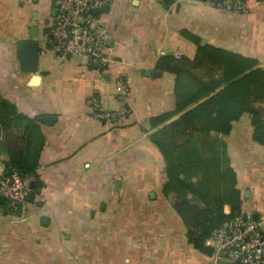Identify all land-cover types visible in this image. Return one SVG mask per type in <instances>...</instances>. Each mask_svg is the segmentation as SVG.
<instances>
[{
    "label": "crops",
    "instance_id": "1",
    "mask_svg": "<svg viewBox=\"0 0 264 264\" xmlns=\"http://www.w3.org/2000/svg\"><path fill=\"white\" fill-rule=\"evenodd\" d=\"M27 2L30 20L20 29L17 44L40 42L37 71L20 70L16 44L11 63H0V93L30 117L55 119L41 124L45 143L36 171L40 188L27 199L24 213L0 211V264H164L163 213L150 216L156 227L147 229L149 233L133 228L130 213L121 218L127 229L120 234L112 210L129 195L131 203L169 205L161 193L165 164L150 141L156 128L149 119L176 108V74L171 69L178 62L175 55L191 60L196 52V44L181 30L197 36L201 44L254 58L264 68V0H244L242 10L231 12L203 0L103 1L109 7L96 17L110 32L111 61L104 69L88 66L83 56L60 57L44 36L55 1ZM32 27L39 28L36 38L29 34ZM91 95L103 110L126 107L129 112L98 120L86 103ZM252 130L251 117L244 113L222 137L237 172L241 212L264 216V146L253 141ZM5 158L0 151V174ZM229 209L225 204L224 212ZM137 221L147 219L137 216ZM83 238L90 239L85 256L50 261L47 253H71V242Z\"/></svg>",
    "mask_w": 264,
    "mask_h": 264
},
{
    "label": "trees",
    "instance_id": "2",
    "mask_svg": "<svg viewBox=\"0 0 264 264\" xmlns=\"http://www.w3.org/2000/svg\"><path fill=\"white\" fill-rule=\"evenodd\" d=\"M48 31H44L45 37H49ZM181 34L196 44V52L191 60L176 58L178 62L171 67L176 74V108L149 119L151 127L156 128L149 138L165 164L162 195L186 226L188 242L212 256L213 248L206 245V240L215 228L241 212L242 203V192L236 187L237 172L230 164L222 136L230 133L233 121L247 113L253 141L264 146L263 108L256 105L264 102V68L254 58L201 44L187 30H181ZM202 64L219 75L204 80L191 72ZM41 124L0 93L4 171L15 169L21 175H34V189L41 184L36 173L45 143ZM212 182L215 190L210 188ZM211 190L213 199L208 197ZM225 204L231 208L229 213L222 210ZM0 211L10 212L4 199H0Z\"/></svg>",
    "mask_w": 264,
    "mask_h": 264
},
{
    "label": "built area",
    "instance_id": "3",
    "mask_svg": "<svg viewBox=\"0 0 264 264\" xmlns=\"http://www.w3.org/2000/svg\"><path fill=\"white\" fill-rule=\"evenodd\" d=\"M55 10L47 20V42L60 56H83L88 66L104 69L111 61L108 46L110 32L99 21L96 13L102 9L103 0H54ZM223 12L242 10L244 0H203ZM82 21V22H81ZM176 58H181L176 53ZM124 93V92H123ZM91 114L98 120L123 117L129 109L103 110L95 95L87 98ZM34 175H21L15 169L0 174V199H4L10 213H24L30 183ZM206 245L213 248V263L219 260L231 264H264V216L237 213L215 228Z\"/></svg>",
    "mask_w": 264,
    "mask_h": 264
},
{
    "label": "rangeland",
    "instance_id": "4",
    "mask_svg": "<svg viewBox=\"0 0 264 264\" xmlns=\"http://www.w3.org/2000/svg\"><path fill=\"white\" fill-rule=\"evenodd\" d=\"M26 1L28 0H0V63L2 62V64L8 65L11 63L10 58L14 59L12 55L14 54L17 41L21 38L20 29L29 23L31 9L29 10L30 6L28 2L26 4ZM24 2L26 6L24 5ZM46 25L45 31H48L50 26L48 23ZM214 73L217 72L214 71L212 67L202 64L199 66V69L195 74L200 78L207 79L209 78V75H213ZM183 82L186 83L185 80H183ZM259 107L263 108L262 116L264 120V105H259ZM230 164L232 166L231 159ZM210 188L215 190L216 186L213 184V182ZM213 190H211V194L208 195L210 199H213L215 196ZM132 198L133 197L129 195L126 197L125 202H123L122 205L119 206L118 204L117 207L112 210L114 213L113 220H115L114 223H112L115 225L116 231H119L120 234H122L123 231L127 229L125 219L122 220L121 218H124L131 213L133 218L132 225L136 231L142 228L145 231H148V233L149 230L152 232V230H154L156 227V221L150 216L156 214L157 212L163 213L164 224L161 229L164 231V249L162 255V261L164 264H213L212 256H207L201 253L188 242L186 226L183 224L176 212H174V218H171L173 208L170 203L168 205L166 202H164L161 204V206L155 205L150 207L140 203H131ZM169 206H171L172 209ZM222 210L224 212V206ZM137 216L145 218L147 221L141 222L140 224V221H137ZM84 239L85 238H83V240L80 239L77 242H71L70 247L75 250H73L71 253H67L66 251L62 253L57 252L56 254L54 252H49V254L47 253V255L50 257V261L54 259H60L61 257L65 258L66 256L72 259H75L80 255L85 256V250L90 247L88 243L90 239ZM101 240L102 239L100 238V241ZM100 241L97 240L98 246L101 244ZM57 256L60 257L57 258Z\"/></svg>",
    "mask_w": 264,
    "mask_h": 264
},
{
    "label": "water",
    "instance_id": "5",
    "mask_svg": "<svg viewBox=\"0 0 264 264\" xmlns=\"http://www.w3.org/2000/svg\"><path fill=\"white\" fill-rule=\"evenodd\" d=\"M103 1H106V0H103ZM108 7H109V4L105 2L102 6V10L107 11ZM93 13H97V11L94 10ZM29 34L32 38H36L39 34V28L38 27L30 28ZM109 41L110 40H108L107 42L109 43ZM17 48H18V63H19L20 70L24 72H36L37 67H38L40 42L38 40L19 41L17 44ZM68 57H70L69 54H68ZM155 73L159 74L158 71L152 72L153 75H155ZM146 74H150V72L148 71L146 72ZM31 82L32 83L37 82L36 76L32 77ZM35 119L43 124L50 125L52 121L55 119V116L53 115L37 116L35 117ZM33 190H34V181L30 183V189H29L28 196H27L28 200L31 199ZM253 216L255 219H257L259 214L255 212L253 213ZM216 264H231V263L227 261L219 260Z\"/></svg>",
    "mask_w": 264,
    "mask_h": 264
}]
</instances>
